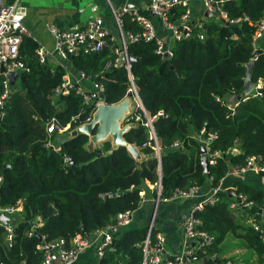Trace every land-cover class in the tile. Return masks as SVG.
<instances>
[{
    "label": "trees",
    "instance_id": "obj_1",
    "mask_svg": "<svg viewBox=\"0 0 264 264\" xmlns=\"http://www.w3.org/2000/svg\"><path fill=\"white\" fill-rule=\"evenodd\" d=\"M212 3L228 18L245 15L247 19L232 24L215 16L198 17L184 36L169 41L170 56L162 58L155 52V39L139 36L140 25L123 13L121 31L131 35L125 36V52L132 58L128 66L113 62L117 44L108 39L110 35L98 51L79 50L68 57L83 79L101 83L99 97L104 104L132 100L133 94H126L133 86L140 107L132 102L123 117L121 125L128 127L122 138L137 149L139 160L125 146L112 147L109 140L89 148L87 135H69L82 124L91 106L82 103L74 85L67 94L56 95L65 69L40 64L36 44L29 37L21 39L18 54L28 70L18 72L0 117V209H19L8 222L10 240L0 224V264H41L43 250L38 244L62 240L67 248L75 234L111 229L117 213L136 210L140 192L154 197L155 189L148 185L159 183L162 198L192 186L201 189L208 184L214 189L229 171L244 165L247 156L264 158V84L259 95L243 92L245 64L250 59V81L264 79V51L254 56L251 40L264 0ZM183 11L175 5L166 19L174 22ZM146 117L157 140L158 163L147 138ZM51 118L60 127H68L48 137L45 126ZM200 128H204L203 136L214 135L208 150L219 151L206 171L200 163L201 144L195 139ZM47 140L52 147L46 146ZM229 190L242 194L250 206L243 212L238 206L231 208L236 199ZM194 214L201 221L200 228L211 236L196 264H225L227 260L246 264L239 257H220L227 235L250 249L256 264H264V198L259 189L236 181L217 189L215 200ZM249 218L258 230L252 228ZM147 223L135 226L130 222L111 229V242L98 264H141ZM157 231L151 226V238Z\"/></svg>",
    "mask_w": 264,
    "mask_h": 264
},
{
    "label": "built area",
    "instance_id": "obj_2",
    "mask_svg": "<svg viewBox=\"0 0 264 264\" xmlns=\"http://www.w3.org/2000/svg\"><path fill=\"white\" fill-rule=\"evenodd\" d=\"M147 6L150 12L158 18L162 26L171 33L173 40H179L184 34L189 30V25L191 23L189 11L186 6V3L183 0H147ZM202 4L207 12L218 16L221 22L225 23H238L242 19H247L245 15L241 17L228 18L224 10L215 9V5L212 3V0H202ZM175 5L183 7L184 11L179 16V18L170 22L166 19L167 12ZM126 13L129 14L135 22H137L141 27V32L138 34L144 40L155 39L156 47L155 52L160 56L163 53H166L167 56H170L168 48L164 47L161 40L155 36L153 24L150 20L145 19L139 15H136L134 12L122 6L118 13H114L116 25L119 30L120 40L116 47L113 49V53L116 55L113 62L119 63L118 55L125 52V36L130 38V34L123 35L120 28V15ZM25 16V7L22 4L17 3V0L12 2H6L0 0V67L3 68V71L0 72V117L2 116V105L7 98L11 88H15V84H9V81L6 77L8 72H18L27 71L28 67L20 59L18 54V45L23 37H29L30 33L26 30L25 26L22 23V20ZM255 30L252 35V45L254 50L256 49L255 44L257 39H259L264 32V8L261 11V16L254 23ZM178 26V28L176 27ZM47 32L51 35L53 40V47L56 55L61 59H68L70 55L77 54L79 50L82 52H93L98 51L106 42L107 34L102 19L98 15H92L87 18L84 25L80 28L75 29H65L60 30L54 26H47ZM200 37V36H199ZM108 39H112L109 36ZM113 40V39H112ZM35 55L37 61L40 64H43L45 61L46 52L42 47H36ZM128 66V65H126ZM82 77V74L80 73ZM17 77V76H16ZM15 77V78H16ZM264 84V79L258 78L254 83L251 82L252 91L249 93L251 96L259 95L258 89ZM71 87L69 80L66 76L62 77V81L55 88V94H67L69 88ZM74 93L81 96L82 103L85 105H90L88 113L82 118V124H87L91 121L93 113L96 107L103 103L100 99V93L102 91V85L98 82H90V87L88 89L74 85ZM133 94V98L136 100V104L140 107L138 99H136L135 91L133 86L129 90ZM73 119V118H71ZM137 119V117H135ZM80 125V126H81ZM144 125L147 127V138L152 141V149L155 152L157 163L159 161L158 155V145L157 140L154 135L153 129L150 124V120L146 117ZM68 127H60L56 121L51 118L46 126L45 132L49 137V134L56 131L57 133L62 132ZM204 128H200L196 134L197 141L204 148V154L207 159V163L213 162V157L219 155L218 150L210 151L208 150V144L212 138L213 134H208L203 136ZM172 145L175 147L177 144L173 142ZM46 146L52 147L50 140H47ZM229 153H233L229 151ZM64 162L67 161V157H64ZM201 163V162H200ZM230 173L242 174L245 172H255L262 173L264 175V158L259 155H250L247 156L244 162V165L240 167L233 168ZM150 189H155V195L153 197L154 204L160 202H170L175 200L189 199L194 196H197L199 193V187L192 186L183 191H174L168 197L162 198L160 196V185L156 183L155 185H148ZM219 189L214 188L210 189V193L204 198L194 201L189 204V208L182 219V236L184 246L176 253L171 254L165 251L164 248V236L160 231L154 233L150 236L152 223L149 220L147 223V228L145 232L144 239L142 240L141 245V264H196L201 261L200 255L203 254L204 247L211 242V236L207 234L206 231L200 228L201 221L194 214L195 211H199L203 208L205 204H210L215 200V192ZM229 195L236 199L230 203V207L234 208L238 206L243 211L250 206V202L245 201V198L240 193H235L233 190H229ZM144 199V193H139L138 206L142 203ZM19 207H7L0 209V214H3L7 221L6 223L0 224L4 226L6 231V240L11 238V227L8 225V216L12 215L15 210ZM131 210H124L116 214L113 228H121L127 226L132 219ZM250 225L254 230H258V226L250 218L248 220ZM39 223V219L35 220V224ZM111 229L103 228L96 229L89 235L75 234L70 241V246L65 248L63 247V241L58 240L50 244L40 243L36 247L40 250H43L41 264H66L68 261L74 259V257L85 248H93L94 254L96 257V263L98 264V259L102 256L103 249L110 244L111 242ZM32 230L30 229L27 234L30 235ZM225 264H243L242 261L232 263L227 260Z\"/></svg>",
    "mask_w": 264,
    "mask_h": 264
},
{
    "label": "crops",
    "instance_id": "obj_3",
    "mask_svg": "<svg viewBox=\"0 0 264 264\" xmlns=\"http://www.w3.org/2000/svg\"><path fill=\"white\" fill-rule=\"evenodd\" d=\"M12 2L14 0H4ZM189 11L190 21L196 18L214 17L213 14L207 12L202 4V0H183ZM17 3L25 7V16L22 20L26 30L30 33L29 38L37 47H42L45 52V64L61 65L65 69V75L70 85H79L86 89L90 87V83L80 76L70 64L69 59L59 58L53 47L51 35L47 32V26H54L57 29H75L84 25L88 17L98 15L102 19L103 26L118 45L120 34L116 25L114 13H118L120 8L124 6L153 24L155 36L158 37L163 46L166 47L172 39L171 33L166 30L161 22L148 9L147 0H17ZM215 18L219 20L218 16ZM257 49L264 51V32L257 42ZM17 77L14 79L15 84ZM252 91L250 89L247 94ZM130 102V99H129ZM132 102L128 105V112L132 108ZM196 138V137H195ZM235 149L233 148L232 152ZM139 160L140 154L137 151ZM236 181L245 182L262 192L264 198V175L260 172H245L242 174H234L228 172L219 182L218 188L223 189L232 185ZM150 189V188H149ZM151 190V189H150ZM150 192V191H149ZM210 193V187L205 184L197 196L187 200H175L168 203L154 204L153 196L145 193L142 203L132 212L131 224L138 226L143 222L152 223L164 236L165 251L171 254L178 252L183 246L182 236V219L189 208V204L200 200ZM13 214L8 216L10 223ZM221 258L239 257L246 264H256V256L245 248L240 241L227 235L223 243V251ZM96 257L93 248H85L79 252L74 259L66 264H95Z\"/></svg>",
    "mask_w": 264,
    "mask_h": 264
},
{
    "label": "water",
    "instance_id": "obj_4",
    "mask_svg": "<svg viewBox=\"0 0 264 264\" xmlns=\"http://www.w3.org/2000/svg\"><path fill=\"white\" fill-rule=\"evenodd\" d=\"M260 52H261L260 49H255L253 55L255 56ZM166 57L167 54L163 53L162 58H166ZM118 58H119V64L128 65V63L132 61V58L123 52L118 55ZM251 68H252V60L250 59L245 64V74L243 79L244 93L248 92L251 86V81H250ZM2 71L3 68L0 67V72ZM16 76H17V72L15 71L6 73V77L10 85H13V81ZM130 95L131 92L128 91L126 96L128 97ZM235 100H238V98H236ZM128 105L129 102L127 98H124L119 103L113 105H108L104 103L99 104L93 113L91 121L87 124H83L77 127L74 130H71L69 135L75 136L77 134H85L88 136V139L91 141L101 140L105 136L109 135L112 138V142H111L112 147H115L117 145L125 146L128 152L132 155V157L137 158L138 157L137 149L132 144H127L122 138V134L127 129L128 126L119 125L124 115L128 112ZM200 152L202 154L200 162L203 167V170L206 171L207 159L205 157L204 148L202 146L200 147ZM0 221L2 223H6L7 218L3 214H0Z\"/></svg>",
    "mask_w": 264,
    "mask_h": 264
},
{
    "label": "rangeland",
    "instance_id": "obj_5",
    "mask_svg": "<svg viewBox=\"0 0 264 264\" xmlns=\"http://www.w3.org/2000/svg\"><path fill=\"white\" fill-rule=\"evenodd\" d=\"M128 97H129V96H128ZM131 97H132V100H130V102H129V98H127L129 104L131 103V101H133L134 103H137L136 100L133 98V95H132ZM124 116H125V115H124ZM121 121H122V120H121ZM121 121H120V123H119L120 126H122V125H121ZM104 140H109L110 144H111V142H112V138H111L109 135H107V136H105L103 139H101V140H97V141H91V140L88 139V143L86 144V146L89 147V148L94 147V146H98V145L100 144V142H102V141H104ZM111 145H112V144H111Z\"/></svg>",
    "mask_w": 264,
    "mask_h": 264
}]
</instances>
